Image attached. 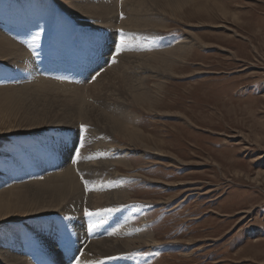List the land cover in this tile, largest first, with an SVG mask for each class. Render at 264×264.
<instances>
[{
	"label": "rangeland",
	"instance_id": "1",
	"mask_svg": "<svg viewBox=\"0 0 264 264\" xmlns=\"http://www.w3.org/2000/svg\"><path fill=\"white\" fill-rule=\"evenodd\" d=\"M65 1L0 0V33L22 47L24 53L28 52L40 67L53 58L49 49L63 46V54L69 59L70 52L81 40L70 33L79 32L83 25L62 7ZM156 5L160 14H164L162 17L152 14L159 19L153 26L160 40L118 27L116 39L111 40L112 53L119 42L120 30L129 46L119 55L159 51L177 42L186 47V50L178 49L181 53H189L194 43L197 45L192 47L195 52L192 59L181 60L177 65H183V69L168 79V95L165 93L161 101L165 100L170 107L163 108L156 116L140 106L135 109L144 114L139 124L144 135L148 134L155 142L157 139V146L164 152L157 154L158 151L148 150L139 143L117 138L127 144L125 155L135 169L131 173L134 176H130L132 199L150 201L147 209L140 213L146 214L148 225L159 241L152 250L147 247L151 251L141 248L132 259L138 264H264V0H185L177 6H172L170 0H159ZM32 6L37 9L34 18L40 17L28 26L24 17L22 20L16 17L14 10ZM123 13L119 11L118 19L124 17ZM147 32L150 31L143 30ZM56 38H61L63 43H56ZM94 57L96 55L88 62ZM65 67L62 69L67 72L65 76L70 83L78 78L76 75H83L82 71L70 72L71 66ZM47 69L53 71L50 67ZM92 74L95 79L96 75ZM60 78L58 76L54 82L65 83ZM3 85L16 84L8 77H1L0 87ZM155 93L156 90L151 89V94ZM6 108L9 114L16 112L8 102L0 101V112L6 113ZM19 110L23 111L21 107ZM2 121L0 135L6 132L5 125L12 122ZM87 125L79 123L75 129L68 127L59 132L78 137L88 131ZM47 129L19 135V141H27L29 135L35 137L33 141L37 136L45 137L40 132ZM176 129L179 131L175 132ZM50 131L53 130L46 131L47 134ZM6 141V137L0 138L1 154L5 147L11 146ZM41 141L46 143L48 138L38 137V142ZM87 191L88 188L83 187L85 195ZM119 208L120 217L129 211L125 204ZM81 212L87 221L83 233L87 232L86 237L90 238V216L86 215L85 207ZM57 215L66 217L67 214L51 213L47 219L58 220L52 234L59 257L64 261L54 257L52 261L36 264H75V257L84 250L83 245L74 243L75 233L76 237L82 230L80 226L74 232L68 224L70 218L62 219ZM97 229L99 232L109 230L110 226L98 225ZM31 250L34 251L29 246L28 251ZM114 257L100 262L119 264ZM28 258H34L33 254Z\"/></svg>",
	"mask_w": 264,
	"mask_h": 264
},
{
	"label": "bare ground",
	"instance_id": "2",
	"mask_svg": "<svg viewBox=\"0 0 264 264\" xmlns=\"http://www.w3.org/2000/svg\"><path fill=\"white\" fill-rule=\"evenodd\" d=\"M157 1L62 2V7L75 15L83 25H80L79 32L70 33L81 40L79 46L70 52L69 59L63 54V46L49 49L54 56L41 67L27 55L28 52L24 53L22 47L0 33V61L4 62L0 65V78L8 77L16 84L0 87V101L8 102L16 111L9 114L6 108V113L0 112L2 122L12 121L4 124L6 132L0 135V138H7V144H11L4 148L3 154L0 153V264H36L39 261H52L54 257L58 258L57 261H64L59 257L56 238L52 234L58 220L47 218L51 213L67 214L66 217H57L70 218L68 224L75 232L78 225L82 229L87 222L81 212L84 207L85 213L88 210L95 214L89 218L92 237H86L84 229L78 231V236L75 237L76 233L74 235V243L84 247L82 254H79L81 260L106 264L100 261L114 255L119 264H138L132 256L141 248L150 250L159 243L156 232L153 233L148 225L146 214L140 213L147 209L150 201L136 202L132 199L134 194L129 188L133 185L130 176H134L131 173L135 169L125 155L127 151H124V146L127 144L118 139L124 137L129 143H139L148 150L158 151L157 154L164 152L157 146V139L155 142L148 134L144 135L139 125L144 114L141 110L140 113L135 112V109L140 106L148 114L156 116L163 108L170 107L167 106L168 102L161 101L170 84L168 79L183 69V65H177L181 60L192 59L195 54L192 47L197 44L194 43L189 53H181L179 50H186V47L177 42L164 45L159 51L122 54L116 57V62L110 58L113 55L111 40L116 39L115 30L118 27H125L139 36L160 40V34L153 26L154 21L159 19L152 15H164L156 9ZM182 1L185 0H170V3L177 6ZM119 11L124 12L122 19H118ZM14 13L21 20L24 17L28 26L40 17L34 18L37 9L33 6L15 9ZM145 29L150 32L143 33ZM92 31L95 33L91 34ZM55 40L58 44L63 43L61 38ZM93 55L96 57L88 62ZM64 66H71L72 73L82 71L83 75L74 74L78 78L70 83L65 76L67 72L62 69ZM49 67L53 71H48ZM91 72L96 75L95 79H92ZM49 73L51 75L46 77ZM58 76L65 83H55ZM151 89L156 90L155 95L151 94ZM20 107L23 111L19 110ZM79 123L88 124L85 134L82 131L83 134L77 137L76 134L59 132L68 127L75 129ZM43 129H47V132L53 130L48 134L46 131L40 132V135H46L48 142H38V137L45 138L42 136H37L33 141L35 137L31 135L27 136V141H19V135L38 133ZM81 143L83 147H80ZM77 148L79 157L75 155ZM40 175L41 178H38ZM83 187L88 188L87 195ZM124 204L129 206V211L120 217L119 207ZM22 221H25L24 225L20 224ZM98 225L110 226V229L99 232ZM29 246L34 251L29 252ZM30 253L34 258H28ZM122 257L126 259L122 261Z\"/></svg>",
	"mask_w": 264,
	"mask_h": 264
},
{
	"label": "snow or ice",
	"instance_id": "3",
	"mask_svg": "<svg viewBox=\"0 0 264 264\" xmlns=\"http://www.w3.org/2000/svg\"><path fill=\"white\" fill-rule=\"evenodd\" d=\"M128 41L127 39L125 38V35L123 33V30H120V37H119V42L116 44L115 48H114V53L111 57L112 59V62H116V57L123 51H125L127 48H128ZM82 128H84L85 126L84 125H81ZM80 147H83V143L80 144ZM75 155L77 157L80 156V151H79V148H77L75 150ZM105 211H114V209H106ZM95 213L91 212V211H88L86 210V215L88 216H92L94 215ZM75 264H91L90 261H86V260H81L80 257H75Z\"/></svg>",
	"mask_w": 264,
	"mask_h": 264
}]
</instances>
